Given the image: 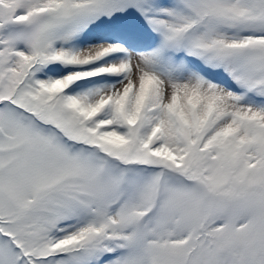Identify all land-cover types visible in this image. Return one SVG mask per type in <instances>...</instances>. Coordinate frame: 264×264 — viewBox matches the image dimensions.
<instances>
[{
    "label": "snow or ice",
    "instance_id": "obj_1",
    "mask_svg": "<svg viewBox=\"0 0 264 264\" xmlns=\"http://www.w3.org/2000/svg\"><path fill=\"white\" fill-rule=\"evenodd\" d=\"M0 264H264V0H0Z\"/></svg>",
    "mask_w": 264,
    "mask_h": 264
}]
</instances>
